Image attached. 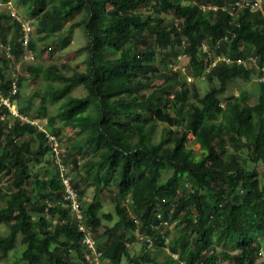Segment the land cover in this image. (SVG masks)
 <instances>
[{
    "label": "trees",
    "instance_id": "16d2710c",
    "mask_svg": "<svg viewBox=\"0 0 264 264\" xmlns=\"http://www.w3.org/2000/svg\"><path fill=\"white\" fill-rule=\"evenodd\" d=\"M231 1L13 0L36 35L29 32L26 46L22 21L0 14V24L14 29L10 41L0 35L10 51L6 56L0 46V88L6 92L16 83L19 111L0 102V179L8 174L10 182L7 191L0 188V223L9 228L0 233V261L20 233L21 264H92L63 198L62 163L73 175L95 236L104 227L96 250L105 264H122L123 257L135 264L264 262V81H258L253 102L245 93H225L236 79L264 67V0L262 9L243 6L233 12L227 8ZM77 13L88 38L85 69L68 73L56 62L28 63L25 70L44 84L23 96V78L6 72L5 62L18 61L24 50L30 53L27 61L37 59V40L48 50L66 46L71 28L65 25ZM201 42L231 59L253 55L255 65L224 59L211 65L214 57L205 55ZM180 51L188 59L176 66ZM182 72L204 73L208 86L200 93L191 81L179 91ZM156 76L161 82L154 85ZM79 85L85 94L72 93ZM41 121L45 129L39 128ZM66 127L74 136L59 159L47 135ZM77 155L84 159L71 167ZM82 183L93 189L88 202L82 200ZM106 194L117 217L111 226L104 222L113 220V212L99 214ZM172 222L177 231L169 237L166 227ZM136 227L152 245L144 243V250L132 255L127 239ZM153 247L155 254L149 255Z\"/></svg>",
    "mask_w": 264,
    "mask_h": 264
},
{
    "label": "rangeland",
    "instance_id": "374dc122",
    "mask_svg": "<svg viewBox=\"0 0 264 264\" xmlns=\"http://www.w3.org/2000/svg\"><path fill=\"white\" fill-rule=\"evenodd\" d=\"M4 12H8L10 14L16 15V17L21 20L22 22H30L31 19L28 17H23V12H25L23 10V8H21V6L14 4L13 0H8L7 2H0V14L4 13ZM81 13H77L75 15L74 18L69 19L67 21L66 26H69L71 28V34L69 37V41L67 43L66 46H64L63 48L60 49H56V50H48L44 44V42H38V40L36 41V45L38 47L37 49V54H36V58L33 61H27L26 59H30L26 58V59H19L18 61H13V60H8L6 63V72L10 73L11 76L16 75H20L23 78V82L19 88V91L21 94H23V96L27 95L28 92L33 91L34 87L36 86H42L44 84L43 80L41 78H36L33 76H30V74L25 70V66L28 63H34L36 65H42V64H47L50 62H56L60 65V67H62L64 69V71L71 73L73 70H84L86 67V59L88 56V51L86 50V45H87V35L82 27V25L80 24V20H81ZM32 25V24H31ZM14 29H10L8 30L6 28V25L1 21L0 24V35L5 34L7 37V40H11L14 36ZM29 32L33 35V38H36L35 32L29 29ZM31 37V35H30ZM1 41V40H0ZM35 50H36V46H35ZM0 54L3 55V50H0ZM188 57L187 55L182 51H180L177 59L175 60L176 62V66L179 65H184V63H186ZM205 74L202 73L199 76H191L188 75L186 73L181 74V76L179 77V84L177 86V88L179 89V91H183L185 88V86L189 85V83L191 81H194V83L197 85L198 87V91L200 93L203 92V88H206L208 86V84L206 83V80L204 79ZM256 71L253 73H251V75L249 76L248 79L246 80H242L241 78L236 79L234 81V83H231L227 88H226V92H234V94L239 97V95L242 94H246L248 96V100L250 102H253L255 100V93L258 87V82L256 80ZM161 82V78L159 76H156V79L153 80V84L157 85ZM188 93L187 96L192 97L194 94V91L192 88H188L187 89ZM73 94L75 95H83L85 94V88L82 86H76L73 91ZM173 98V94L170 95V99ZM38 99H34L33 103H37ZM169 109V108H168ZM174 109L170 108V111H173ZM46 121V120H45ZM45 121H41V123L39 124V128H44L45 129ZM160 132V127H157L156 130V136L159 135ZM58 138V144L61 148L64 149L65 151L67 150V147L69 145V143L71 142V139L74 136L73 130L69 127L63 128L58 135H56ZM193 135L192 134H188V140L189 143L192 144V146L198 150L199 145L198 143H194L192 141ZM82 159H84L82 156L77 155L76 157H71L69 164L71 165L72 162L76 161H81ZM72 167V165H71ZM74 168V167H73ZM74 171V170H73ZM77 176V173H75L74 171V178ZM9 175L5 174L2 179H0V188L2 190V192L7 191L10 188V182L8 181ZM81 186H84L85 192L82 194L83 195V201L84 202H88L92 199L93 196V189L91 188V186L86 187L85 184H81ZM4 200L0 198V205H3ZM103 206L99 211V214L102 215L103 212H107V211H111L113 212L114 218L111 221H105V225H113L114 222L117 221V217L115 216V211H114V203L112 202V199L109 197V194H106L104 196L103 199ZM174 222L168 224L166 227L168 230V234L169 237L174 234L177 229L174 227ZM9 228H8V224L5 223H0V233L1 234H7ZM104 227L101 226L98 231L96 232V236L94 234L95 237V242L94 245H98L101 244L104 240ZM145 232L143 231V229H141L140 227H136L132 233L129 235L128 239H127V243H128V247H129V251L130 254L134 255V254H140L144 249V242H143V236L146 235L144 234ZM260 238L264 241V233L260 236ZM264 244V243H263ZM25 248V244L22 243V235L20 233L17 234L16 236V244L14 246L13 249H11L8 252V255L2 259L0 261V264H21V260H20V256L22 251ZM218 250H222V247L218 246L217 247ZM154 247L149 249V255H154L155 251H154ZM166 253H168V250L165 248ZM161 258L162 254H158L156 259H158L161 262ZM75 259V258H74ZM77 262V259H75ZM141 260V259H140ZM122 264H135L133 262L128 261V259L126 257L122 258ZM141 264H152L151 262H144L141 260ZM219 264H227V261L225 260H220ZM256 264H264V262L262 260H257Z\"/></svg>",
    "mask_w": 264,
    "mask_h": 264
},
{
    "label": "built area",
    "instance_id": "2783aa9c",
    "mask_svg": "<svg viewBox=\"0 0 264 264\" xmlns=\"http://www.w3.org/2000/svg\"><path fill=\"white\" fill-rule=\"evenodd\" d=\"M243 6H247L252 10L262 9V0H234L231 3V6L229 7L230 12H233ZM29 29H30L29 22L28 21H26L25 23L22 22L23 35L21 36V42L23 46L27 45V42L29 39ZM0 46L7 51L8 53L7 55L9 56L10 55L9 47L5 46L4 44H0ZM202 46L205 47L204 42L202 43ZM29 56H30V53L26 52L25 50L23 51L21 55L23 59H26ZM221 58L226 60L227 62L232 61V59L226 56H222ZM249 60H251V62H254L255 58L253 56H250ZM235 61L237 63L245 62V60L242 57L235 58ZM260 73L261 74L259 75L258 80L263 81L264 80V67L260 68ZM16 90H17L16 85L13 84V87L8 95L3 96L0 93V102L8 106L9 110L14 114H17V109L14 105V97L16 94ZM34 121L35 120H32V122ZM32 124H38V123H32ZM47 136H48V143L55 152L54 156L56 158H59L58 153L60 151V146L58 144V139L56 138L55 135L48 134ZM59 178L62 183V187L64 191L63 198L68 199L70 203V209L72 211L74 219L77 221L78 227L84 231L86 230L85 229L86 227L83 224V214L81 211V203L79 201V195H78L76 187L73 185L72 174H71V171L69 170V167L64 166L62 163H59ZM143 240L147 243L148 246L152 245L151 237L148 236L147 234L143 236ZM82 242L87 248L90 249V252L92 253V256L90 255L92 257V264H105V261L102 258V251L96 250V245H94L95 239L91 237L90 231H87L84 234ZM165 248L167 249L166 246ZM171 254L175 258L178 257V254L176 252H172ZM180 263L184 264V261H181Z\"/></svg>",
    "mask_w": 264,
    "mask_h": 264
},
{
    "label": "clouds",
    "instance_id": "9594fccd",
    "mask_svg": "<svg viewBox=\"0 0 264 264\" xmlns=\"http://www.w3.org/2000/svg\"><path fill=\"white\" fill-rule=\"evenodd\" d=\"M234 1V0H233ZM233 1H231L229 4H227V8H229L230 6H231V3L233 2ZM239 9V8H238ZM250 10H252V9H250ZM202 43L203 42H201V44H200V46H201V49H202V51L204 52V53H206L205 55H207V56H212V58H213V60H212V62H211V65L212 64H214L216 61H218V60H222V56H226V55H224V54H215V52H212L210 49H209V45L206 43V42H204L205 43V47H203L202 46ZM6 56H8L7 54H6ZM250 56H253V55H249V56H246V57H242V56H239V57H242L244 60H245V62L244 63H239L240 65H243V66H249L250 64H253V65H255V62L256 61H254V62H251V60H249V57ZM226 57H228V56H226ZM254 57V56H253ZM229 58V57H228ZM237 58V57H236ZM255 58V57H254ZM21 59H23L22 57H21ZM231 59V58H230ZM226 61V60H225ZM235 61V59H232V61H229V62H227V63H232V62H234ZM236 62V61H235ZM237 63V62H236ZM260 68L261 67H257V68H255V71H256V80H257V82L258 81H260V80H258V77H259V75L261 74L260 73ZM208 69H206V71H207ZM264 81V80H263ZM262 81V82H263ZM13 84L14 85H16V83L13 81L12 82V84H11V86H10V88H9V90H7L6 92H4L1 88H0V93L3 95V96H6V95H8L9 94V92L11 91V89H12V87H13ZM16 89H17V85H16ZM16 93H17V90H16ZM4 94H6V95H4ZM15 96H16V94H15ZM14 105H15V107H16V109H17V106H16V98L14 97ZM17 114H19V111H18V109H17ZM36 123V122H35ZM13 139H17V137H13ZM72 177H73V175H72ZM76 187V186H75ZM76 189H77V187H76ZM82 200H84L83 198H82ZM84 202V201H83ZM80 203H81V201H80ZM81 211H82V214H83V224L85 225V229L86 230H81L79 227V229H80V231H82V238H81V241H82V239H83V237H84V234L87 232V231H90V234H91V237L93 238V239H95V237H94V231H93V229L91 228V225L90 224H88L87 223V221L85 220V214H84V211H83V209H82V204H81ZM77 225H78V223H77ZM143 242L145 243V244H147L144 240H143ZM105 261V260H104ZM105 263H106V261H105Z\"/></svg>",
    "mask_w": 264,
    "mask_h": 264
}]
</instances>
